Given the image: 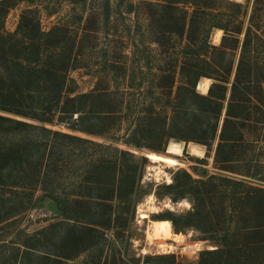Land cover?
Returning a JSON list of instances; mask_svg holds the SVG:
<instances>
[{"label":"rangeland","instance_id":"obj_1","mask_svg":"<svg viewBox=\"0 0 264 264\" xmlns=\"http://www.w3.org/2000/svg\"><path fill=\"white\" fill-rule=\"evenodd\" d=\"M1 1H6L5 6L8 7L1 21V32L13 35L22 15L31 10V18L39 23L44 33L54 31L42 46L41 64L48 65L54 59L60 66L62 59L69 63V69L64 73L63 97L94 91L104 93L111 103L113 119L87 123L85 127L91 129L93 134L75 130L57 120L52 124H43L0 111V115L88 141L73 143L64 152L54 154L52 161L57 165L43 170L39 180L30 184L27 182L25 187L11 186V181L8 186L0 184V264H147V261L151 264H200L204 252L223 248L207 239L212 235L228 232L230 246L259 239V236L256 239L248 232L264 225V201L249 198L247 187L264 189V82L261 84L263 89L257 87L264 81V41L255 42L253 46L258 59H253L249 73L256 86L247 94L240 95L242 100H246V108L243 111L235 110L249 120L238 124L239 131L232 134L239 139L243 137L246 143L235 150H228L233 151L232 164L216 162L231 84L224 100L218 135L207 145L172 138L163 152H156L151 148L158 147L156 138L146 133L134 135L141 123L151 127L161 124L164 116L172 117L174 103H171L170 92L172 90L175 96L183 86L192 88L189 77L183 72V65L188 63L192 68L198 55L211 63L213 79L208 78L211 80L209 86L215 82L220 71L221 75H229L230 81H234L256 0H227L244 6L240 18L230 24L233 31L242 28V35H230L224 39L223 30L219 32V29L207 27L204 32L206 42H200L198 47L189 46L186 34L169 33L164 38L162 32L170 24L159 6L164 3L163 0ZM180 8L189 13L192 11L191 5L182 4ZM220 10L230 14L233 9L223 5ZM156 12L158 16L155 21L152 15ZM255 25L256 35L264 40V4L258 7ZM234 37H240L238 47ZM213 46L223 48L226 54L215 51ZM244 75L248 76L247 73ZM202 80L196 89L207 95L198 88ZM187 104L194 105V100L189 98ZM172 135L179 136L180 132L173 130ZM134 139L141 141L143 147H136ZM0 140H5V137L1 136ZM172 143L182 144V155H171L177 158L178 165L168 167L164 163H154V154L170 156L168 149ZM194 145L201 148L202 155L192 153L191 147ZM120 151L135 156L134 160L126 157L125 163L126 170L132 169L133 164L137 165L135 174L130 170L121 175L117 168L116 177L114 172L93 169L94 163L101 162L106 167H111L110 164L114 162L120 166L124 161ZM225 158L226 154L222 153V159ZM182 171L190 173L196 181H206L216 176L244 186L233 189L232 184L228 187L218 183L213 201L207 203V218L200 222L202 230L189 228L180 232L172 225L174 235L170 239L149 237L152 221L162 220V216L168 212L188 215L193 210L191 197L176 200V196L167 189L174 184L177 173ZM92 178L106 181L107 187L112 180L117 182L115 197L111 202L112 222L109 226H102L105 223V207L92 205L94 214H90L82 223H93L99 227L100 243L77 255L59 256L72 254L74 249L64 250L59 244L55 246L54 238L60 243L59 231L47 229L61 222L65 224V221L58 212L54 213L48 208V202L42 197L51 193H67L71 197H107L106 190L88 188V181H85ZM81 182L84 184L79 187ZM214 189L210 187L208 190ZM227 189L231 194L229 198L221 195ZM234 190L237 196L233 195ZM4 199H9V202L3 203ZM116 206L121 207L120 211L123 209L121 216ZM242 257V264H264V251L258 249L242 251ZM227 260L225 257L223 262L218 263L227 264Z\"/></svg>","mask_w":264,"mask_h":264},{"label":"trees","instance_id":"obj_2","mask_svg":"<svg viewBox=\"0 0 264 264\" xmlns=\"http://www.w3.org/2000/svg\"><path fill=\"white\" fill-rule=\"evenodd\" d=\"M163 2L159 6L162 8L163 17L168 19L170 24L169 28L162 32L164 38H167L166 36L169 33L180 36L186 34L189 46L198 47L197 45L206 42L204 32L207 31V27L223 30L225 32L224 39L229 38L230 35L240 36L243 34L242 28L233 31L230 25L231 22H235L240 18L244 7L241 3L227 0H163ZM5 3L6 1L0 2V25L8 8ZM182 4L191 5V13L180 8ZM262 4H264V0L255 1L251 25L247 28L245 34L234 81H230L229 75L227 77H224L223 73L221 75L220 71L218 77L215 78V82L210 86L207 95L199 93L196 87L201 78L213 79V76L210 72L211 63L198 55L194 59L196 63L192 65V68H189L188 63L183 65V72L189 77V84L192 85V88L183 86L178 89L175 96H173L172 90L170 92V97L173 100L171 103H174L172 117L169 119L164 116L160 122L161 124L151 127H146L145 123H141L135 129L134 135L146 133L156 138L158 147H151L156 152H163L164 147L172 138L207 145L209 141L215 140L218 135L224 100L227 97L228 85L231 84L229 105L219 134L220 143L216 150V162L224 165L232 164L234 156L231 155V152L233 151L229 152L228 150H235L246 145L243 137L239 139L232 134L239 131L238 124H243L249 120L242 115L243 113H236L235 110L240 109L243 111L246 108V100H242L240 95L247 94L250 89L256 86L253 83L249 69L253 59H258L257 51L253 50L255 42L261 43L264 41L258 34L256 35L255 31L258 7ZM223 5L232 7V13H223L220 10ZM31 12L29 10L22 15L18 28L13 35L4 34L0 30V111L43 124H52L57 120L60 123L69 124L75 130L93 133L91 129L85 127L87 123H91L93 120L103 122L113 119V111L110 109L111 103L107 99L108 95L94 91L74 97H63L66 82L64 73L69 69V63L62 59L60 66L57 60L56 64L54 59L48 65L41 64L42 46L46 39L52 37L54 31L44 33L39 23L31 18ZM152 16L156 21L157 12ZM239 38H235L238 43L237 47L240 43ZM48 42L47 44H50ZM212 48L226 54V51L221 47L213 46ZM227 72L231 75L229 70ZM246 73L248 76L244 75ZM263 82L261 81L257 87L263 89L261 87ZM189 98L194 100V105L187 104ZM94 123L96 124V122ZM173 130L180 132V135H172ZM1 136L5 137V140H0V184H7L8 186L11 181L13 182L11 186L16 187H25L28 185L27 182L33 183L35 180H39L43 170L56 166L57 162L52 160L57 152H64L73 143L88 142L68 133L40 127L3 115H0V138ZM134 140L136 147H143L141 141ZM120 152L124 158L120 166L116 162L114 164L110 162L111 167H106L101 162L94 163L93 169L97 171L105 169L107 172H114L116 177L117 168H119L118 171L121 175L130 170H133L135 174L136 169H138L137 165L133 164L132 169L127 168L128 170H126L125 168L126 157L134 160L135 156L127 151ZM222 153L226 154L225 159H222ZM86 182L90 186L88 188L92 190H106L107 197L89 198L81 195L71 197L67 193H51L42 197V200L56 203L58 214L65 221V224L61 222L47 229V231L54 229L59 231L60 243L57 242V238H54L55 246L59 244L64 250L74 249L72 254L59 256L77 255L100 243L98 241L101 234L99 227L93 223L89 225H83L82 223V220H86L90 214H94L91 211L92 205L105 207V223L102 226H109L112 222L113 205L111 202L115 197L117 182L112 180L108 187L106 181L99 178H92L90 181L87 179ZM218 183L228 187L232 184L233 189L244 186L242 183L231 179L216 176L210 177L206 181H196L187 171L177 173L174 184L167 187L168 192L175 195L176 200L191 197L193 210L188 215H177L168 212L162 216V219L170 220L176 231L181 232L189 228L201 229L200 222L207 218L206 215L209 212L207 203L213 201V194L217 190ZM83 184V182L79 183V187H82ZM210 187H215V189L208 190ZM247 191L249 198L264 201V189L248 186ZM221 195L226 198L231 196L228 189L223 191ZM233 195L237 196L235 190ZM5 202H9V199H4L3 203ZM120 209L121 207L116 206V211L121 216L123 209L121 211ZM65 225L66 227H64ZM213 227L216 228V226ZM64 230L66 231L64 232ZM49 232L51 233V231ZM248 235H252L256 239H258L256 236H259V239L255 242L251 239L246 243L230 246L228 245V237H230L228 232L215 234L207 238L223 246V248L204 252L201 255L200 264H219L218 262H223L225 257L228 259L227 264H242V251L258 249L263 252L264 225L248 232ZM151 263L147 261V264Z\"/></svg>","mask_w":264,"mask_h":264},{"label":"bare ground","instance_id":"obj_3","mask_svg":"<svg viewBox=\"0 0 264 264\" xmlns=\"http://www.w3.org/2000/svg\"><path fill=\"white\" fill-rule=\"evenodd\" d=\"M220 31L221 30H219V32ZM202 81L203 82L201 83V85L198 88L200 89V91H202V93L207 94L208 91H209V87H210L209 86V83H210L211 80H209L208 78H203ZM181 145L180 144H177V143H172L169 146V149H168V154H170V156L169 155L154 154L153 155V162L154 163H164V164H167L168 167H173V166L178 165L177 158H175L173 156H181L182 155V151L183 150H182V146ZM188 149H190V148H188ZM191 151H192V153L194 155H202V153H203V151L201 150V148L198 147V146H195V145L191 147ZM171 155H173V156H171ZM172 235H174L173 234L172 222L170 220H166V219L165 220L162 219V220H154V221H152L151 226H150V229L148 230V236L149 237H155L157 239H170V237ZM178 239H180V238H178ZM160 248H162V247H160Z\"/></svg>","mask_w":264,"mask_h":264},{"label":"water","instance_id":"obj_4","mask_svg":"<svg viewBox=\"0 0 264 264\" xmlns=\"http://www.w3.org/2000/svg\"><path fill=\"white\" fill-rule=\"evenodd\" d=\"M47 206L52 212H54V213L58 212V207H57V205H56V203L54 201H49L47 203Z\"/></svg>","mask_w":264,"mask_h":264},{"label":"crops","instance_id":"obj_5","mask_svg":"<svg viewBox=\"0 0 264 264\" xmlns=\"http://www.w3.org/2000/svg\"><path fill=\"white\" fill-rule=\"evenodd\" d=\"M210 89V88H209Z\"/></svg>","mask_w":264,"mask_h":264}]
</instances>
